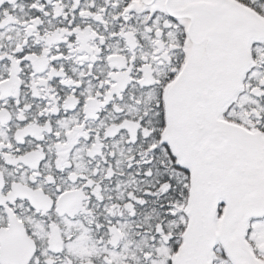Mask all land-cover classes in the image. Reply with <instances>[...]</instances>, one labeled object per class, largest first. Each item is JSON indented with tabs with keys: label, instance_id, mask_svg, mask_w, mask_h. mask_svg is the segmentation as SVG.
I'll return each mask as SVG.
<instances>
[{
	"label": "snow or ice",
	"instance_id": "obj_1",
	"mask_svg": "<svg viewBox=\"0 0 264 264\" xmlns=\"http://www.w3.org/2000/svg\"><path fill=\"white\" fill-rule=\"evenodd\" d=\"M0 264H264V0H0Z\"/></svg>",
	"mask_w": 264,
	"mask_h": 264
}]
</instances>
